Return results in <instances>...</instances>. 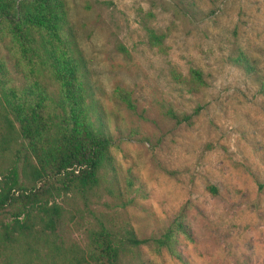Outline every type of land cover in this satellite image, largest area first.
<instances>
[{
  "label": "rangeland",
  "instance_id": "1",
  "mask_svg": "<svg viewBox=\"0 0 264 264\" xmlns=\"http://www.w3.org/2000/svg\"><path fill=\"white\" fill-rule=\"evenodd\" d=\"M63 1L129 200L117 207L101 193L88 206L140 239L183 212L191 239L177 236L176 250L186 264H264V0ZM12 52L9 38L0 40L17 88L26 73ZM115 88L130 93L133 111ZM168 112L189 120L176 124ZM68 218L55 234L80 242ZM139 252L145 264H183L164 250Z\"/></svg>",
  "mask_w": 264,
  "mask_h": 264
},
{
  "label": "trees",
  "instance_id": "2",
  "mask_svg": "<svg viewBox=\"0 0 264 264\" xmlns=\"http://www.w3.org/2000/svg\"><path fill=\"white\" fill-rule=\"evenodd\" d=\"M6 37L26 75L12 87L0 59V264H145L141 246L186 264L176 250L177 236L191 239L183 212L158 236L140 239L128 223L88 206L101 193L120 200L117 207L129 200L119 193L111 138L64 1L0 0V40ZM112 94L133 111L128 91ZM132 181L127 174L126 192ZM74 199L81 206L67 210L65 200ZM64 214L80 242L55 234Z\"/></svg>",
  "mask_w": 264,
  "mask_h": 264
}]
</instances>
